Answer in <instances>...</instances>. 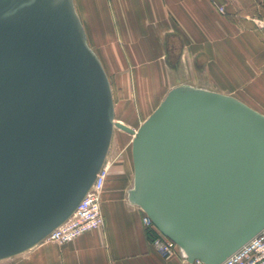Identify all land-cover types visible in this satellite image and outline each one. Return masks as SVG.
<instances>
[{
	"label": "water",
	"instance_id": "obj_1",
	"mask_svg": "<svg viewBox=\"0 0 264 264\" xmlns=\"http://www.w3.org/2000/svg\"><path fill=\"white\" fill-rule=\"evenodd\" d=\"M115 128L132 135L128 201L188 262L221 264L264 229V114L179 84L134 130L71 0H0V259L73 213Z\"/></svg>",
	"mask_w": 264,
	"mask_h": 264
},
{
	"label": "crops",
	"instance_id": "obj_2",
	"mask_svg": "<svg viewBox=\"0 0 264 264\" xmlns=\"http://www.w3.org/2000/svg\"><path fill=\"white\" fill-rule=\"evenodd\" d=\"M71 1L87 45L115 78L114 119L127 110L117 121L134 128L135 112L148 116L179 84L233 95L264 114V29L254 21L264 16V0ZM118 147L111 141L104 163L102 228L63 244L43 240L0 264H201L152 247L142 209L127 198L132 157Z\"/></svg>",
	"mask_w": 264,
	"mask_h": 264
},
{
	"label": "built area",
	"instance_id": "obj_3",
	"mask_svg": "<svg viewBox=\"0 0 264 264\" xmlns=\"http://www.w3.org/2000/svg\"><path fill=\"white\" fill-rule=\"evenodd\" d=\"M218 9L223 12V6H218ZM254 21L259 28L264 29V16ZM106 172L103 165L73 213L62 224L55 227L44 240L63 244L73 241L90 230L103 227L101 192ZM142 222L153 231L151 245L163 258H171L178 252L183 259H186L177 244L162 234L145 212L142 215ZM221 264H264V229L228 256Z\"/></svg>",
	"mask_w": 264,
	"mask_h": 264
},
{
	"label": "rangeland",
	"instance_id": "obj_4",
	"mask_svg": "<svg viewBox=\"0 0 264 264\" xmlns=\"http://www.w3.org/2000/svg\"><path fill=\"white\" fill-rule=\"evenodd\" d=\"M109 82H110V87H111V91H112L113 101L119 107L121 105V102H120L121 99H120V96H119L118 91H117L115 78H110ZM167 91H168V89L164 92V94L160 100L163 99V97L165 96ZM157 104H159V103H157ZM148 112L149 111L143 113V115H138L137 112H135L136 120H135V123L133 125L134 128H137L146 119ZM124 113L127 114L126 109H124V108L117 109L114 120L117 121L118 118L121 119V116H123ZM128 114L130 116L129 118H131V116H133V114H131V112H129ZM134 130H136V129H134ZM111 141H112V145H114V148L119 146L118 148L121 150V155H125L127 157H130V155H131V134H129V133H127L121 129L115 128Z\"/></svg>",
	"mask_w": 264,
	"mask_h": 264
},
{
	"label": "bare ground",
	"instance_id": "obj_5",
	"mask_svg": "<svg viewBox=\"0 0 264 264\" xmlns=\"http://www.w3.org/2000/svg\"><path fill=\"white\" fill-rule=\"evenodd\" d=\"M120 123H121V122H120ZM123 124H124V123H123ZM104 163H105V162H104ZM102 167H103V166H102ZM102 167H101V168H102ZM45 238H46V237H45ZM45 238H44V239H45Z\"/></svg>",
	"mask_w": 264,
	"mask_h": 264
}]
</instances>
